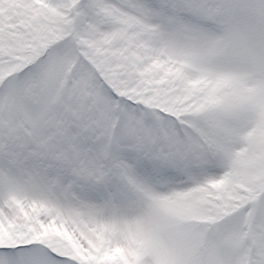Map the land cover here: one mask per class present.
Here are the masks:
<instances>
[{"label": "snow or ice", "instance_id": "1", "mask_svg": "<svg viewBox=\"0 0 264 264\" xmlns=\"http://www.w3.org/2000/svg\"><path fill=\"white\" fill-rule=\"evenodd\" d=\"M0 264H264V0H0Z\"/></svg>", "mask_w": 264, "mask_h": 264}]
</instances>
